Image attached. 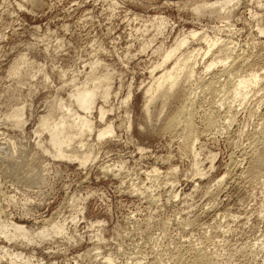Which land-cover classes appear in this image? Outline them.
I'll return each mask as SVG.
<instances>
[{
	"label": "rangeland",
	"instance_id": "1",
	"mask_svg": "<svg viewBox=\"0 0 264 264\" xmlns=\"http://www.w3.org/2000/svg\"><path fill=\"white\" fill-rule=\"evenodd\" d=\"M223 1L0 0V264H264V0ZM190 52L174 95L146 104ZM178 107L189 136L165 126ZM43 117L71 123L64 156Z\"/></svg>",
	"mask_w": 264,
	"mask_h": 264
},
{
	"label": "bare ground",
	"instance_id": "2",
	"mask_svg": "<svg viewBox=\"0 0 264 264\" xmlns=\"http://www.w3.org/2000/svg\"><path fill=\"white\" fill-rule=\"evenodd\" d=\"M227 2H229V1L225 0V1L221 2L220 6H224ZM195 9L199 10L200 8L196 7ZM190 33H191L192 36L195 35L194 31H191ZM206 41H207V46H208L207 50H206V52H207L209 50V47H211L212 45L215 44L216 40H213V41L206 40ZM185 42H186L185 37L179 39L175 43V45L172 46L170 49H168L166 54H164V57L162 58L163 61H161V63L162 62L164 63L167 59L172 57L175 54V52L179 49V47L181 45H183ZM227 49H228V47H226L225 45L219 47V51L220 52H222V51L225 52ZM193 56H194V54L191 53V52L188 53V54H185V55L182 54L181 56L176 58L174 64L171 66V68L164 69L161 72V74L154 79V82L151 83L152 85H150L149 88L147 87L148 89L146 90L147 93H148L147 100H146L147 103L146 104H148V102H153V99H155L154 98V93L157 92V91H161L160 93L163 96V98L165 97V99L168 98L172 94L174 95L175 91H172V89L174 90V88H175L174 86L175 85L177 86L178 77L180 75L179 73L185 67L188 66L189 63L187 64V62H188L189 58H191ZM213 63H214L213 60H211L210 63L207 64L206 68H209ZM225 66H227V65H225ZM187 69H188L187 70V74L188 75L191 74V72L193 71V68L190 66ZM233 70H234V68L233 67L231 68L230 66L229 67H222V68L219 69L220 72H224L225 71L227 73L228 72L231 73V71H233ZM216 72H218V71H216ZM258 76H259V74L252 73V74H250L248 76H241L239 79H237L236 82L234 81L235 83L234 84L232 83L233 84V87H232L233 89L232 90H233L234 94L235 93H237V94L243 93V95H244L247 92L248 88L252 87L253 85H255L258 82ZM231 82H229V83H231ZM180 92H182V91H180ZM106 93H107V90L104 89L103 90V96L104 97H105ZM179 94H181V93H179ZM184 94L186 95V93H184ZM94 95H95L94 87L93 88H88V86H87V87H82L80 89H77L74 92L73 96H74L75 102L78 104L79 107H81L84 110H89V109H91L92 104L94 102ZM99 113H100V117H101L103 115V110L100 109ZM18 114H19L18 111L14 112V116H16V117L18 116ZM182 115H183V111H182L181 107H178L177 110L174 111L168 117L165 126L167 128H176V129L178 127L182 128L183 132L187 133L185 135L189 136L190 132L192 130L191 129V122H190L189 118H183ZM76 118L78 119L77 122L75 121V123H77V129L75 131L76 133H80L84 129H91L90 120L85 115H77ZM40 125L42 127H45V129L47 128L48 134H49V141H50L51 145L54 148L55 155L64 156L65 153H64V149L62 147H63V145L65 143L67 144V142H69L70 139H71V136L67 134L69 132L68 129L71 126V123L67 125V121H66L65 117H62L57 122H55L54 124L49 125L48 122H47V117H43L41 119ZM72 125H73V122H72ZM109 133H112V127L108 124V125H106L105 127H103L102 129H100L98 131V137H101V136H103L105 134H109ZM86 158H87V155L84 154V153L80 157L81 161H85ZM262 164H264V139H262L261 148L259 150H256L255 161H254V164H253V169L254 170L258 169V167L261 166ZM12 226H13L14 229H17L18 231L22 232L23 235L25 236V232L20 230V228L18 226L14 225V224ZM0 227H2L1 223H0ZM53 230L54 231H59L60 228H59V226L55 225L53 227ZM39 233L42 234V235H47L49 232L46 229H41L39 231Z\"/></svg>",
	"mask_w": 264,
	"mask_h": 264
}]
</instances>
